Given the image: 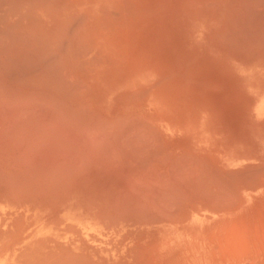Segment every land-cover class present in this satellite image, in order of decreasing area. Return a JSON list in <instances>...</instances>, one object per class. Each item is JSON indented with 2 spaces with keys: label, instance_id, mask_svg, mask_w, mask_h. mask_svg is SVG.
<instances>
[{
  "label": "bare ground",
  "instance_id": "bare-ground-1",
  "mask_svg": "<svg viewBox=\"0 0 264 264\" xmlns=\"http://www.w3.org/2000/svg\"><path fill=\"white\" fill-rule=\"evenodd\" d=\"M0 264H264V0H0Z\"/></svg>",
  "mask_w": 264,
  "mask_h": 264
}]
</instances>
